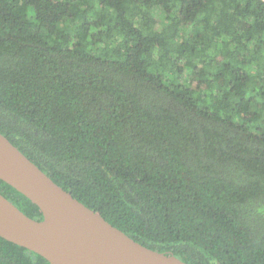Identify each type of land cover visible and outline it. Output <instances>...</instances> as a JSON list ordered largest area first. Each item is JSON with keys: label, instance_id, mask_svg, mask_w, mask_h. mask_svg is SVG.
<instances>
[{"label": "trees", "instance_id": "1", "mask_svg": "<svg viewBox=\"0 0 264 264\" xmlns=\"http://www.w3.org/2000/svg\"><path fill=\"white\" fill-rule=\"evenodd\" d=\"M0 134L150 250L264 264V1L0 0Z\"/></svg>", "mask_w": 264, "mask_h": 264}, {"label": "water", "instance_id": "2", "mask_svg": "<svg viewBox=\"0 0 264 264\" xmlns=\"http://www.w3.org/2000/svg\"><path fill=\"white\" fill-rule=\"evenodd\" d=\"M0 180L34 204L30 219L0 195V237L49 264H186L150 250L74 199L0 134Z\"/></svg>", "mask_w": 264, "mask_h": 264}, {"label": "built area", "instance_id": "3", "mask_svg": "<svg viewBox=\"0 0 264 264\" xmlns=\"http://www.w3.org/2000/svg\"><path fill=\"white\" fill-rule=\"evenodd\" d=\"M264 1V0H263Z\"/></svg>", "mask_w": 264, "mask_h": 264}]
</instances>
